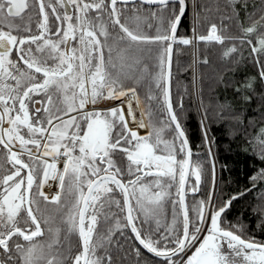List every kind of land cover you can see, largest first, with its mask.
Returning a JSON list of instances; mask_svg holds the SVG:
<instances>
[{"label":"snow or ice","instance_id":"1","mask_svg":"<svg viewBox=\"0 0 264 264\" xmlns=\"http://www.w3.org/2000/svg\"><path fill=\"white\" fill-rule=\"evenodd\" d=\"M177 45L225 61L207 103L193 73L207 197ZM210 125L259 161L244 189ZM248 193L264 236V0H0V264H264Z\"/></svg>","mask_w":264,"mask_h":264},{"label":"trees","instance_id":"2","mask_svg":"<svg viewBox=\"0 0 264 264\" xmlns=\"http://www.w3.org/2000/svg\"><path fill=\"white\" fill-rule=\"evenodd\" d=\"M218 22V21H217ZM188 32L187 21H182L179 34L181 36L186 35ZM178 53H174V77H177L180 81L179 88L183 91L184 87L188 88V95L185 96V106L189 109L187 116L182 115V122L185 123L186 130L188 132L189 141L193 149V162L201 163L205 168V182L201 186V192L198 196H205L206 187L209 184L210 168L205 158L204 149L201 142V131L198 124V119L195 114V108L192 101L191 82L189 75V54L188 49L183 46H176ZM201 56L208 55L209 63L207 65L202 64L201 66V81L202 95L205 99V103L209 96L213 94L215 88V81L223 70L225 61L220 58V52L218 46H211L207 53L205 52L204 46L201 45ZM177 61L179 66V72L177 73ZM175 83V81H174ZM214 83V84H213ZM143 107V105H142ZM179 111V110H178ZM211 134L217 141L216 152L218 164L220 166V179L227 183H220L219 189L226 192L235 193L238 190L245 188L246 184H249L248 176L255 174L256 171L261 167L258 160L254 159L250 154L245 153L241 146L236 143H232L229 138L225 135L223 129L218 126L210 125ZM230 146V147H229ZM192 196L189 195V202H191ZM254 203L253 193H248L246 197H242L239 203L236 204L232 211V215L235 216L237 212H244L246 221L253 230V235L257 239L264 238L260 230L256 227L254 217L250 211L245 212V209L249 205ZM154 259V258H153ZM125 264H135L133 257H129Z\"/></svg>","mask_w":264,"mask_h":264},{"label":"built area","instance_id":"3","mask_svg":"<svg viewBox=\"0 0 264 264\" xmlns=\"http://www.w3.org/2000/svg\"><path fill=\"white\" fill-rule=\"evenodd\" d=\"M190 51H191V58H192V63H191V72H192V75L193 73H195L197 79H198V53L196 50H194L193 48L190 47ZM194 60H196L197 62L196 63H193Z\"/></svg>","mask_w":264,"mask_h":264},{"label":"rangeland","instance_id":"4","mask_svg":"<svg viewBox=\"0 0 264 264\" xmlns=\"http://www.w3.org/2000/svg\"><path fill=\"white\" fill-rule=\"evenodd\" d=\"M187 26H188V21H187ZM188 53H190L189 51H188ZM200 53H201V48H200ZM191 66V65H190ZM214 84V83H213ZM200 88H202V85H200ZM141 108H143L142 106H141ZM219 186H220V184H219ZM210 187H211V178H209V184H208V186L206 187V191H205V196L207 197V195H208V192H209V190H210Z\"/></svg>","mask_w":264,"mask_h":264},{"label":"bare ground","instance_id":"5","mask_svg":"<svg viewBox=\"0 0 264 264\" xmlns=\"http://www.w3.org/2000/svg\"><path fill=\"white\" fill-rule=\"evenodd\" d=\"M192 94V101H193V104H194V108H195V113H196V97Z\"/></svg>","mask_w":264,"mask_h":264},{"label":"flooded vegetation","instance_id":"6","mask_svg":"<svg viewBox=\"0 0 264 264\" xmlns=\"http://www.w3.org/2000/svg\"><path fill=\"white\" fill-rule=\"evenodd\" d=\"M116 103H119V101H117Z\"/></svg>","mask_w":264,"mask_h":264}]
</instances>
